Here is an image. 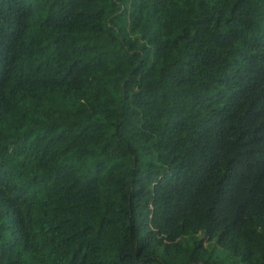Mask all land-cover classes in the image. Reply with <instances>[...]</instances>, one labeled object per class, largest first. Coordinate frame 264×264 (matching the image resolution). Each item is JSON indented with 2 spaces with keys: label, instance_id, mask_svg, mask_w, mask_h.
<instances>
[{
  "label": "trees",
  "instance_id": "16d2710c",
  "mask_svg": "<svg viewBox=\"0 0 264 264\" xmlns=\"http://www.w3.org/2000/svg\"><path fill=\"white\" fill-rule=\"evenodd\" d=\"M0 264H264V0H0Z\"/></svg>",
  "mask_w": 264,
  "mask_h": 264
}]
</instances>
